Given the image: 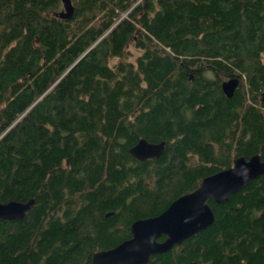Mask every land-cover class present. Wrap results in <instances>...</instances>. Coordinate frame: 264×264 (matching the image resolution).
I'll return each mask as SVG.
<instances>
[{"label": "trees", "instance_id": "16d2710c", "mask_svg": "<svg viewBox=\"0 0 264 264\" xmlns=\"http://www.w3.org/2000/svg\"><path fill=\"white\" fill-rule=\"evenodd\" d=\"M71 1L0 0V202L35 200L0 220V264H90L235 157L264 159V0ZM140 137L162 153L134 156ZM209 204L147 264H264V174Z\"/></svg>", "mask_w": 264, "mask_h": 264}, {"label": "water", "instance_id": "95a60500", "mask_svg": "<svg viewBox=\"0 0 264 264\" xmlns=\"http://www.w3.org/2000/svg\"><path fill=\"white\" fill-rule=\"evenodd\" d=\"M61 2L60 14L73 9L71 0ZM238 83L236 76L223 80V92L230 97ZM163 149V141L153 142L140 137L129 151L137 158L146 160L159 156ZM262 174L264 159L259 153L235 157L229 167L204 176L196 188L174 198L160 213L134 220L129 226L130 236L110 248L95 251L90 264H147L153 254L182 243L214 221L209 199L217 203L226 201L230 194ZM34 201V198H30L26 201L10 199L0 202V220L24 218Z\"/></svg>", "mask_w": 264, "mask_h": 264}, {"label": "flooded vegetation", "instance_id": "af4514ba", "mask_svg": "<svg viewBox=\"0 0 264 264\" xmlns=\"http://www.w3.org/2000/svg\"><path fill=\"white\" fill-rule=\"evenodd\" d=\"M163 238V237H162Z\"/></svg>", "mask_w": 264, "mask_h": 264}]
</instances>
